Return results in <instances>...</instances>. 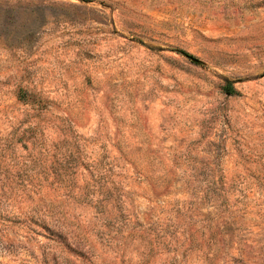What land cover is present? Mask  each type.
I'll list each match as a JSON object with an SVG mask.
<instances>
[{"label":"rangeland","instance_id":"obj_1","mask_svg":"<svg viewBox=\"0 0 264 264\" xmlns=\"http://www.w3.org/2000/svg\"><path fill=\"white\" fill-rule=\"evenodd\" d=\"M0 264H264V0H0Z\"/></svg>","mask_w":264,"mask_h":264},{"label":"trees","instance_id":"obj_2","mask_svg":"<svg viewBox=\"0 0 264 264\" xmlns=\"http://www.w3.org/2000/svg\"><path fill=\"white\" fill-rule=\"evenodd\" d=\"M186 57H188V58H190V59H193L194 57H192V56H190V55H188V54H186V53H183ZM225 90H226V92H227V94H229V95H232V94H235L236 93V91L233 89V87H231L230 85H227L226 87H225Z\"/></svg>","mask_w":264,"mask_h":264},{"label":"water","instance_id":"obj_3","mask_svg":"<svg viewBox=\"0 0 264 264\" xmlns=\"http://www.w3.org/2000/svg\"><path fill=\"white\" fill-rule=\"evenodd\" d=\"M192 60H193V61H197V60H196V59H194V58H193Z\"/></svg>","mask_w":264,"mask_h":264}]
</instances>
